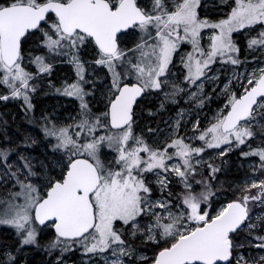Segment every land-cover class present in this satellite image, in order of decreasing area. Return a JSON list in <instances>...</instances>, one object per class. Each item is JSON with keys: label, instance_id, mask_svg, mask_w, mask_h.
<instances>
[{"label": "snow or ice", "instance_id": "obj_1", "mask_svg": "<svg viewBox=\"0 0 264 264\" xmlns=\"http://www.w3.org/2000/svg\"><path fill=\"white\" fill-rule=\"evenodd\" d=\"M41 94L75 110L37 111ZM153 99L147 117L188 107L153 126ZM12 101L0 264H264V0H0ZM230 153L251 175L221 179Z\"/></svg>", "mask_w": 264, "mask_h": 264}, {"label": "rangeland", "instance_id": "obj_2", "mask_svg": "<svg viewBox=\"0 0 264 264\" xmlns=\"http://www.w3.org/2000/svg\"><path fill=\"white\" fill-rule=\"evenodd\" d=\"M209 3L210 4H216V3H218V0H209ZM208 11H209L210 17L213 18V19H216V18L219 17V15H222V13H219V12L213 10L212 8H209ZM240 37H242L243 39H246L244 36H240ZM243 47H244V45H243ZM252 55H258V53H255V52L252 53L251 57H252ZM74 75L75 74L72 71L70 65H66V64L65 65H57L56 71H55L52 79L59 85L61 83V81L66 79V78L69 79V80L75 79ZM14 103H16V101L9 102L8 104H13L14 105ZM34 103L37 104V111H39L41 109H47L48 111H52L53 109H56V110L60 111L61 113H65V112H69V111H74L75 110V102L74 101L69 102V98L58 96L56 94H50V95L41 94V95H39V96H37L35 98ZM16 105L19 106V102H17ZM65 105H66V107H65ZM180 105L184 106V107H188V105L184 104L183 100L180 101ZM180 105H168V107L170 109L169 112H164L161 115H157L155 117H147L148 118L147 120L152 121L153 122V126H155V122H159L162 119H167L170 115H174L176 108L179 107ZM18 106H16V108H20V106L19 107ZM142 106L144 108H146V109L147 108H153L155 110V108L159 107V101L155 100V99H153L151 101L146 100V101L143 102ZM8 109L9 108L3 110L4 113L8 114L7 117L9 116L10 120H11V114H15L16 118H17V122H20V118L22 117L23 114L20 113V111L17 112V111H12V110H10V109L8 110ZM140 122H141V120L139 121V124H140ZM142 126H144V125H142ZM163 126L164 125L161 124V127H163ZM236 169L237 168L235 166H233L232 171L233 170L235 171ZM243 169L246 172H248V175H251V172L248 169L247 164H245ZM243 177L242 178H236V179H230V180L243 179ZM71 261H75L76 264H80L79 256H71L70 257V264H71Z\"/></svg>", "mask_w": 264, "mask_h": 264}, {"label": "trees", "instance_id": "obj_3", "mask_svg": "<svg viewBox=\"0 0 264 264\" xmlns=\"http://www.w3.org/2000/svg\"><path fill=\"white\" fill-rule=\"evenodd\" d=\"M237 42L241 46V49H242L241 56L243 58L244 55L248 54V53L245 52V49L247 47V41H246V39H243L242 37L239 36L237 38ZM243 45H244V47H243ZM251 54L249 55V60H251ZM16 104H17V102L14 103V105L13 104L5 105L4 102H0V112H3V110L9 108L12 111H17V112L20 111V113H22L20 108H16V106H18ZM144 115L147 118L146 108H145ZM7 118L10 119L9 116ZM145 122H146L145 120H141L140 126L144 125ZM229 159L231 161V168L227 172L226 175H222L221 176V179L230 180V179L242 178L243 176H245V174H248V172H246L244 169H240L239 168V163H238V159H240L239 158V153H236V154H231L230 153L229 154ZM233 166H235L237 168L235 171L234 170L232 171ZM9 231L10 230L0 229V238L6 237ZM26 251H27L26 257H22V258L27 260V264H47V261L49 260V257L47 256V254L42 249H34L33 248V249L26 250ZM74 256H80V254L76 253Z\"/></svg>", "mask_w": 264, "mask_h": 264}, {"label": "flooded vegetation", "instance_id": "obj_4", "mask_svg": "<svg viewBox=\"0 0 264 264\" xmlns=\"http://www.w3.org/2000/svg\"><path fill=\"white\" fill-rule=\"evenodd\" d=\"M181 106V105H180Z\"/></svg>", "mask_w": 264, "mask_h": 264}]
</instances>
